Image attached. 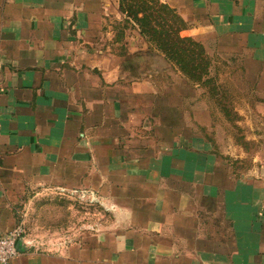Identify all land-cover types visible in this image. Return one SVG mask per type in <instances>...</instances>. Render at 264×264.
Segmentation results:
<instances>
[{
    "label": "crops",
    "instance_id": "1",
    "mask_svg": "<svg viewBox=\"0 0 264 264\" xmlns=\"http://www.w3.org/2000/svg\"><path fill=\"white\" fill-rule=\"evenodd\" d=\"M118 1L0 0V234L25 237L8 264H264V159L234 174L202 140L147 139L136 100L157 93L126 63L149 46L134 28L142 49L114 51ZM161 2L181 37L264 77V0ZM56 189L104 211L52 230L39 220Z\"/></svg>",
    "mask_w": 264,
    "mask_h": 264
},
{
    "label": "rangeland",
    "instance_id": "2",
    "mask_svg": "<svg viewBox=\"0 0 264 264\" xmlns=\"http://www.w3.org/2000/svg\"><path fill=\"white\" fill-rule=\"evenodd\" d=\"M115 32L121 41L115 52L123 53L121 45L124 42L131 45L130 49H142V44L134 37V28L124 19L115 26ZM124 35L129 39H123ZM217 54L206 55L211 62L210 73L206 82L199 85L181 76L159 55L148 54L142 56L141 60L136 59L135 63L140 64L141 75L143 71H146L143 74L150 71L147 81L157 93L145 99L137 98L136 102L146 112L142 117L146 123L147 139L155 141L167 130L169 136L164 137V140L173 135L178 141L184 140L186 145L194 138L202 140L215 151L218 162L238 174L251 165L257 154L260 153L258 157L264 159V77L256 75L258 68L248 55L232 60L234 56L231 54ZM136 90L144 89L136 87ZM139 135L143 138L144 130ZM92 193L90 190L52 191V205L44 203L39 222L47 224L50 222L49 216L52 218V230H58L64 228L71 219L73 226H76L81 218L87 217L86 226H93L94 215L102 214L104 207ZM64 197L72 202L71 205L68 202L64 204L63 199L59 200ZM26 206L28 213L24 226H21L25 231L28 230L25 234L29 236L34 221L28 211L30 206ZM104 225L105 228L111 227L112 219L106 216Z\"/></svg>",
    "mask_w": 264,
    "mask_h": 264
},
{
    "label": "trees",
    "instance_id": "3",
    "mask_svg": "<svg viewBox=\"0 0 264 264\" xmlns=\"http://www.w3.org/2000/svg\"><path fill=\"white\" fill-rule=\"evenodd\" d=\"M118 3L125 22L130 23L149 46L148 52L137 54L126 63L138 78L140 64L135 60L156 54L193 84L206 82L211 62L199 43L181 37L185 25L172 8L161 0H119Z\"/></svg>",
    "mask_w": 264,
    "mask_h": 264
},
{
    "label": "built area",
    "instance_id": "4",
    "mask_svg": "<svg viewBox=\"0 0 264 264\" xmlns=\"http://www.w3.org/2000/svg\"><path fill=\"white\" fill-rule=\"evenodd\" d=\"M24 231L17 227L6 235L0 234V264H8L19 256V243L24 240ZM30 245L28 242L27 245Z\"/></svg>",
    "mask_w": 264,
    "mask_h": 264
}]
</instances>
